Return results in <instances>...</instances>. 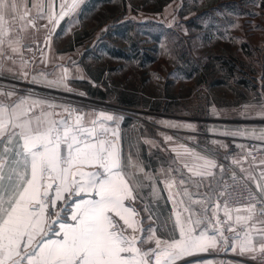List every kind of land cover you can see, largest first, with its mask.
<instances>
[{"label": "rangeland", "instance_id": "374dc122", "mask_svg": "<svg viewBox=\"0 0 264 264\" xmlns=\"http://www.w3.org/2000/svg\"><path fill=\"white\" fill-rule=\"evenodd\" d=\"M56 1L59 19L62 0ZM92 1L80 0L56 24L38 19L35 28L20 30L17 19L11 25L19 45L17 53L5 46L0 55V93L13 95L0 100L43 101L55 119L72 106L86 114V122L101 113L118 118L108 126L119 130L136 197L128 203L143 229L154 218L170 240L171 215L151 210L149 197L156 161L171 163L167 146L232 145L244 151L247 141L264 144V0ZM23 7L34 14L33 5ZM25 43L40 44L42 53H25ZM59 80L63 85L48 84ZM146 159L152 171L144 170ZM240 164L250 167L243 159ZM171 167L160 174L170 176ZM231 167L239 170L229 164L227 172ZM175 171L182 174L179 167ZM204 258L185 255L173 264H205Z\"/></svg>", "mask_w": 264, "mask_h": 264}, {"label": "snow or ice", "instance_id": "6c2138e0", "mask_svg": "<svg viewBox=\"0 0 264 264\" xmlns=\"http://www.w3.org/2000/svg\"><path fill=\"white\" fill-rule=\"evenodd\" d=\"M79 2L62 0L59 19L74 11ZM22 5L23 0H0V55H4L5 46L13 54L18 51L19 38L13 36L11 26L17 19L22 21L20 30L35 28L38 19L59 23L54 0L48 12L37 0L33 4L35 17L27 7L21 11ZM63 83L48 82L49 86ZM0 95L11 97L13 93ZM44 104L29 103L26 98L11 104L0 100V264H173L178 258L208 251L220 242L227 246L229 238L223 230L209 234L206 227H201L204 219L195 217L191 207L184 208L187 216L176 215L178 238H156L151 228L147 238L137 236L144 229L135 219V208L125 204L136 197L123 163L119 130L108 126V122L118 124V118L101 113L98 119L86 122V114L65 108L68 115L55 119L57 114L43 110ZM37 107L41 111L37 112ZM200 159L203 163L196 166L200 170L187 164L184 167L192 176H213L215 162ZM260 175L264 178V172ZM187 182L179 179V185ZM176 183L171 178L166 187L171 189ZM257 188L264 193L258 181ZM183 195L192 199L187 188ZM220 207L217 203L213 212L217 224L221 222L216 215ZM254 208H235V224L243 223L244 231L231 239L234 251L235 242L240 241L241 254L256 250L248 225ZM242 210L248 215H240ZM223 211L231 221L227 200ZM114 217H119L126 228ZM127 229L131 234H126ZM227 230L234 232L235 228L230 224ZM257 235L261 240L259 251L264 253V230H257ZM153 240L154 248L145 251L138 246Z\"/></svg>", "mask_w": 264, "mask_h": 264}, {"label": "crops", "instance_id": "0c3cea01", "mask_svg": "<svg viewBox=\"0 0 264 264\" xmlns=\"http://www.w3.org/2000/svg\"><path fill=\"white\" fill-rule=\"evenodd\" d=\"M24 2L28 3L29 5H33L37 2V0H24ZM39 3L42 10L47 12L49 10V5L53 3V0H39ZM56 4L57 1L54 0V6H56ZM33 10L34 14H31V16L35 17L37 9L33 7ZM167 149L169 154H172L171 157H169L171 163L165 162L164 159L156 161V177L153 178V185H155L154 187L156 188L150 192L149 197L151 198V205L153 206L150 208L151 210L153 208V211L155 210L159 214L164 211L171 215L173 226L172 238H178V231L175 230L174 225L176 215L181 214L182 217L187 216V213L184 212V208L191 207L195 217L204 219V224L201 225V227H206L209 234L219 229L223 230L224 236L229 238L227 246L223 242H220L215 248H209L208 251L204 252H195L192 255L200 256L203 254L205 257V264H257V257L261 253L259 251L261 240L257 235V230H264V223H260V221H264V218L257 217L254 212L252 219L248 221L250 234L254 237L253 245L256 250L251 252L245 251L243 254H241L240 241H236V249L234 251V241L231 239V237L237 233L242 234L244 231V225L243 223L240 225L235 224V217L237 215L235 209L231 210L230 215L232 220L228 221L224 215L223 205L218 201H215L213 196L226 180V172L229 164L237 166L241 173L252 185L257 186L258 181L262 187H264V178H261L260 175L261 172H264V156L257 157L253 160L255 167L254 171L252 168L240 164V161L244 159V151L243 147L241 146L233 147L232 145H205V147H202L201 145H169L167 146ZM161 150L163 151L165 149L162 148ZM200 158L210 159L215 162L217 167L211 169L213 176H204L203 178L192 176V173L188 172V168L184 167V165L187 164L188 167H193L194 170H200L196 167L197 165L203 163L202 159ZM146 161V164L149 166V168H146L145 165L144 170L147 172L152 171L153 167H150L151 163L147 159ZM169 165H172V170H169L170 176L166 177L165 175L160 174V172L165 171L166 166L169 167ZM176 167L181 168V175H178L175 171ZM250 177H255L256 179L253 180ZM171 178H175L177 183L173 188L169 189L166 187V181L170 180ZM180 178H184L188 182L185 185H179ZM197 184L199 187H197ZM184 188L188 189V192L192 197L191 200L188 196L183 195ZM181 200H183V203L180 202ZM193 201L197 202L193 203ZM217 203H219L221 206L220 210L216 214L221 221L219 224L216 223V217L213 215L215 205ZM125 204L130 205L128 201H126ZM246 207L241 208L243 209ZM142 208L149 212L146 204H143ZM205 209H207L206 213ZM239 214L242 216L248 215V213L243 210ZM114 219L120 222L122 227L126 228V226L123 225V221H121L119 217H114ZM153 219L152 221H147L145 223L147 227L144 228L143 233L139 235V237L147 238L152 234L148 231L151 228L155 230L156 238H160L162 240L168 239L162 233H159L157 222L155 219ZM209 220H211V224L208 223ZM230 224L234 226V232L227 230ZM129 230L130 229H127L126 234H128ZM129 232L131 234V230ZM143 245L148 248H154L155 242L153 240L148 243H143Z\"/></svg>", "mask_w": 264, "mask_h": 264}, {"label": "built area", "instance_id": "2783aa9c", "mask_svg": "<svg viewBox=\"0 0 264 264\" xmlns=\"http://www.w3.org/2000/svg\"><path fill=\"white\" fill-rule=\"evenodd\" d=\"M23 50L25 53L40 55L43 47L40 44L25 43ZM70 109L77 112L73 106ZM260 156H264V144L257 141H247V145L244 146L243 162L255 171L253 160ZM227 174L226 180L220 190L215 194L214 199L219 201L223 206L227 200L231 210L237 207L255 205L254 212L256 216L264 218V215H261V213H264V193L259 191L257 186L252 185L237 168L231 167ZM234 175L235 179H233ZM225 189H227L225 195L220 196V192ZM256 263L264 264V253L258 255Z\"/></svg>", "mask_w": 264, "mask_h": 264}, {"label": "trees", "instance_id": "16d2710c", "mask_svg": "<svg viewBox=\"0 0 264 264\" xmlns=\"http://www.w3.org/2000/svg\"><path fill=\"white\" fill-rule=\"evenodd\" d=\"M96 0H93L92 2H95Z\"/></svg>", "mask_w": 264, "mask_h": 264}]
</instances>
